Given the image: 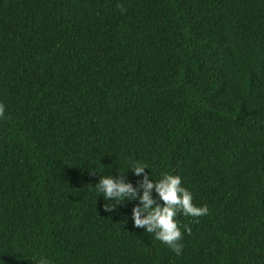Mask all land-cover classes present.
I'll return each instance as SVG.
<instances>
[{"label": "trees", "instance_id": "trees-1", "mask_svg": "<svg viewBox=\"0 0 264 264\" xmlns=\"http://www.w3.org/2000/svg\"><path fill=\"white\" fill-rule=\"evenodd\" d=\"M0 102V264H264V0H0ZM126 160L208 207L182 255L104 210Z\"/></svg>", "mask_w": 264, "mask_h": 264}, {"label": "clouds", "instance_id": "clouds-1", "mask_svg": "<svg viewBox=\"0 0 264 264\" xmlns=\"http://www.w3.org/2000/svg\"><path fill=\"white\" fill-rule=\"evenodd\" d=\"M7 105L0 102V119L6 118ZM126 171L132 170L141 177L136 184L125 175H101L94 186L98 197L102 194L107 203L106 212L112 213L126 201H138L132 209L131 220L134 227L144 229L154 239L170 248L177 256L182 255L184 233L190 234L187 225H181L179 216L199 218L208 214L206 205L194 203L193 193L183 183V177L171 172L161 173L154 178L146 169L152 167L142 160H126ZM95 174L97 171H92ZM155 192V195H154ZM37 264H49L46 256H41Z\"/></svg>", "mask_w": 264, "mask_h": 264}]
</instances>
